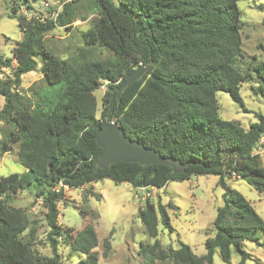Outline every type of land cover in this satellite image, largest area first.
Segmentation results:
<instances>
[{"label":"trees","instance_id":"1","mask_svg":"<svg viewBox=\"0 0 264 264\" xmlns=\"http://www.w3.org/2000/svg\"><path fill=\"white\" fill-rule=\"evenodd\" d=\"M10 19H16L23 32L12 58L0 54V69L9 75L0 79V124L5 139L1 153L20 146L23 174L0 175V264H65L61 245L84 257L74 264H101L95 249L99 239L92 222L74 229L59 224V205L66 202L65 188H85L103 179L129 183L134 188L165 189L173 181L193 175H214L224 189V204L208 236L207 253L196 255L189 245L165 248L158 239L162 226L174 232L167 207L170 202L154 203L147 198L139 210L145 234L155 239L141 245L149 253L148 264H213L218 250L221 259L231 264V250L246 264V240L256 241L254 230L264 233V219L249 201L228 185L235 173L251 188L264 194V158L254 154L264 138V114L245 129L219 115L217 92L223 91L248 112L241 96L244 83L257 80V92L264 95V62H250L242 50V13L238 0H65L48 9V17L27 19L29 0H14ZM87 5L95 15L91 28L82 34L84 48L70 59L58 58L47 45V36L58 28L70 32L80 19L78 6ZM58 13L57 16H54ZM104 48L112 59H98L89 49ZM41 60L47 87L60 86L58 100L34 91L33 99L22 90L26 74L36 72ZM144 66L146 74L128 87L118 101V90L130 73ZM105 88L101 117H97L96 92ZM115 119L126 136L154 149L165 158L185 165L175 174L163 164L142 166L118 162L101 169L102 153L96 134L106 122ZM35 185L49 227L51 256L34 250L35 221L22 208L8 205L13 194ZM149 192V190H148ZM96 196L93 191L88 192ZM98 198L101 196L98 195ZM84 219L93 216L80 209ZM109 247V240L104 242ZM260 264V263H257Z\"/></svg>","mask_w":264,"mask_h":264},{"label":"rangeland","instance_id":"2","mask_svg":"<svg viewBox=\"0 0 264 264\" xmlns=\"http://www.w3.org/2000/svg\"><path fill=\"white\" fill-rule=\"evenodd\" d=\"M65 0H29L32 6L30 11L22 6L20 12L27 19L32 17H48V9L58 7ZM14 0H0V54L4 59L12 58L16 43L22 39V30L16 19H10ZM238 7L242 13V50L246 59L241 63L245 70L250 62H264V0H238ZM80 19L73 25V30L68 32L63 28L52 31L47 36V45L60 59H70L75 56L85 44L82 34L91 28V20L95 15H88L87 5L78 6ZM90 54L98 59H112L113 55L104 48L94 47L89 49ZM39 67L36 72L23 77L22 90L33 99L34 91L48 94L54 101L58 100L60 86L47 87L41 71L42 62L38 60ZM0 69V74L6 72ZM257 80L244 83L241 87V96L244 99L248 112L239 107L226 92H217L219 115L226 121H233L248 129L257 121L256 113L264 114V95L257 92ZM104 86L95 94L98 100L97 117H101L102 97ZM4 98L0 96V108L4 105ZM35 102V101H34ZM4 124H0V145L5 139ZM20 146L14 145L8 154L1 153L0 147V175L8 176L13 173L23 174L26 168L19 159ZM219 178L214 175H193L184 181H173L165 189L149 190L151 201L173 204L167 207L174 232L162 226L159 228L158 239L165 248L180 247V242L189 245L198 256L207 253L205 242L208 236H213V223L218 209L224 204V189L218 185ZM228 185L242 194L264 219V194L251 188L244 180L230 179ZM93 191L96 196L88 194ZM37 188L35 185L27 187L13 194L7 199L8 205L26 210L37 229L34 238V250L42 256H51L52 249L48 240L49 227L45 220L46 210L41 199L35 198ZM147 194V193H146ZM98 195L101 198H98ZM66 202L59 205V224L64 228L74 229L75 233L83 229L85 222H92L99 245L95 252L99 255L101 264H148L149 253H142L141 245H152L155 239L145 234L144 226L139 218V210L146 201L143 195H138L135 188L129 183H115L110 179H103L85 188L65 191ZM140 197V198H139ZM81 208L92 210L93 216L84 219ZM256 241L246 240L243 249L248 254L246 264H264V233L254 230ZM109 240V247L104 245ZM59 254L65 264H74L84 257L73 252L69 247L61 245ZM241 256L234 249L231 250V264H240ZM155 264H163L156 262ZM167 264V263H165ZM213 264H226L222 261L217 250Z\"/></svg>","mask_w":264,"mask_h":264},{"label":"water","instance_id":"3","mask_svg":"<svg viewBox=\"0 0 264 264\" xmlns=\"http://www.w3.org/2000/svg\"><path fill=\"white\" fill-rule=\"evenodd\" d=\"M144 66L138 67L128 75L118 90V101L121 102L123 92L135 83L138 79L146 74ZM96 141L102 149L97 165L105 169L110 165L118 162L138 163L142 166H151L163 164L173 169L175 174H181L185 171L186 166L173 158H165L154 149L147 148L137 140H132L126 136L124 129L115 119L106 122L98 130Z\"/></svg>","mask_w":264,"mask_h":264},{"label":"built area","instance_id":"4","mask_svg":"<svg viewBox=\"0 0 264 264\" xmlns=\"http://www.w3.org/2000/svg\"><path fill=\"white\" fill-rule=\"evenodd\" d=\"M61 8V7H60ZM59 8V9H60ZM58 13H55L54 16H57ZM7 70L6 72H3L0 74V79H4L6 76L9 75L10 71L8 69H5ZM254 154L256 155H260L262 158H264V138H262L260 140V143L258 145V147L255 149L254 151ZM230 179H239L240 180V176L236 175L235 173L231 176ZM229 179V180H230ZM65 188V191L66 190H72V188H69V187H64ZM154 188H145V187H137L135 188L137 194L140 196V195H143L142 197V201H146L148 197H150V193H148V190H153ZM75 190H78V189H75ZM147 193V194H146ZM140 198V197H139Z\"/></svg>","mask_w":264,"mask_h":264}]
</instances>
